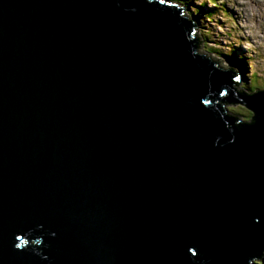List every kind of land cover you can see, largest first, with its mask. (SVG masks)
<instances>
[{
    "label": "water",
    "instance_id": "95a60500",
    "mask_svg": "<svg viewBox=\"0 0 264 264\" xmlns=\"http://www.w3.org/2000/svg\"><path fill=\"white\" fill-rule=\"evenodd\" d=\"M180 11L0 0V264L264 255V90L239 94Z\"/></svg>",
    "mask_w": 264,
    "mask_h": 264
},
{
    "label": "rangeland",
    "instance_id": "374dc122",
    "mask_svg": "<svg viewBox=\"0 0 264 264\" xmlns=\"http://www.w3.org/2000/svg\"><path fill=\"white\" fill-rule=\"evenodd\" d=\"M206 1L182 0L185 3L183 6L186 5L185 15H193L199 24L202 23L195 29L201 50L220 61L225 68L230 67V57L240 58L245 71L236 88L247 86L264 89V0ZM213 2H216V6ZM209 12L212 14L210 19L205 15ZM242 59L245 60L244 64ZM228 108L229 112L240 119L248 121L251 116L243 105L228 104ZM263 263L264 255L251 262Z\"/></svg>",
    "mask_w": 264,
    "mask_h": 264
},
{
    "label": "trees",
    "instance_id": "16d2710c",
    "mask_svg": "<svg viewBox=\"0 0 264 264\" xmlns=\"http://www.w3.org/2000/svg\"><path fill=\"white\" fill-rule=\"evenodd\" d=\"M177 1V2H176ZM209 1H215V0H209ZM178 2H182V0H174V1H172V3H174V4H176V5H178L179 3ZM214 4L216 3V2H213ZM190 18V17H189ZM211 18V17H210ZM208 52H210V51H208ZM227 57V56H226ZM230 59H232L231 57H230ZM229 62H232V63H234L235 65L233 66V68H235L236 69V71L234 70V69H232L231 68V70H233L234 72H236L237 74H238V71H241V69H242V64L240 63L241 61H237V60H234V59H232V61H229ZM242 63L244 64L245 63V60H243L242 59ZM217 66H220V64L217 62ZM242 70H244V68L242 69ZM238 76V75H237ZM264 84V83H263ZM262 84V85H263ZM242 86V85H241ZM258 88H260V87H258ZM257 88L255 87V88H253V87H247V86H242V88H237V92H239V94H253L254 92H256V91H254V90H256ZM223 107L224 108H226L227 109V105L226 104H223ZM227 111H229V108L227 109ZM231 114H233V113H231ZM249 121H251V116L249 117ZM240 121H242V122H244V121H246V120H243V119H240ZM262 257V256H261ZM264 264V263H263Z\"/></svg>",
    "mask_w": 264,
    "mask_h": 264
},
{
    "label": "bare ground",
    "instance_id": "6f19581e",
    "mask_svg": "<svg viewBox=\"0 0 264 264\" xmlns=\"http://www.w3.org/2000/svg\"><path fill=\"white\" fill-rule=\"evenodd\" d=\"M165 2V1H164ZM181 5V3L179 4V6ZM183 6V5H182ZM184 7V6H183ZM185 7H186V5H185ZM185 7L184 8H181V10H182V13L185 15V12H184V10H185ZM186 13H188V12H186ZM210 13V12H209ZM206 15V18H209L210 19V17H212V14L210 13V14H205ZM185 17L187 18V19H189V20H192L191 18H189L190 17V15H185ZM194 22V24H196V25H200V24H202L201 22H200V24L198 23V22H195V21H193ZM229 61H232V59H229ZM235 64L234 63H232V62H230V68H232V69H234L235 71H236V69L235 68H233V66H234ZM242 69H243V67H242ZM241 69V71H238V76H239V78H240V80H242L243 78V75H244V71L245 70H242Z\"/></svg>",
    "mask_w": 264,
    "mask_h": 264
},
{
    "label": "clouds",
    "instance_id": "9594fccd",
    "mask_svg": "<svg viewBox=\"0 0 264 264\" xmlns=\"http://www.w3.org/2000/svg\"><path fill=\"white\" fill-rule=\"evenodd\" d=\"M165 1V3H172V1H174V0H163V2ZM207 2H211V1H209V0H207ZM179 4H180V2H178ZM174 4V3H173ZM179 4L177 5V6H179ZM185 3H181V5L180 6H182V5H184ZM176 5V4H175ZM214 6H216L215 4H214ZM180 14L183 16V17H185V15L182 13V10L180 11ZM186 18V17H185ZM190 18L193 20V21H195V22H197V20L195 19V17L192 15V16H190ZM187 20H189V19H187ZM196 25V24H195ZM194 29H195V27H194ZM194 34H195V31H194ZM210 58H212L211 56H209ZM232 59H234V60H237L238 62L240 61V58H238V59H236V58H233V57H231ZM215 61H216V64H217V62L220 64V66H221V63H220V61H217L215 58H213ZM230 68V67H229ZM231 69V68H230ZM234 72V71H233ZM235 73V72H234ZM236 74V73H235ZM237 75V74H236ZM239 81H240V78H239ZM237 89V88H236ZM258 90H263V89H257V90H255V91H258ZM231 113V112H230ZM249 121V120H248ZM263 256V255H262ZM257 260V259H256Z\"/></svg>",
    "mask_w": 264,
    "mask_h": 264
},
{
    "label": "snow or ice",
    "instance_id": "6c2138e0",
    "mask_svg": "<svg viewBox=\"0 0 264 264\" xmlns=\"http://www.w3.org/2000/svg\"><path fill=\"white\" fill-rule=\"evenodd\" d=\"M162 2H163V0H162Z\"/></svg>",
    "mask_w": 264,
    "mask_h": 264
}]
</instances>
